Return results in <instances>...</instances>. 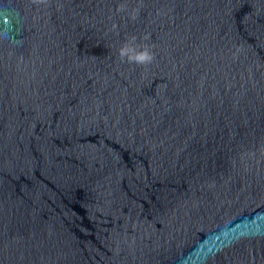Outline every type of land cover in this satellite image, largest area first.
<instances>
[{"label": "water", "instance_id": "1", "mask_svg": "<svg viewBox=\"0 0 264 264\" xmlns=\"http://www.w3.org/2000/svg\"><path fill=\"white\" fill-rule=\"evenodd\" d=\"M0 264H264V0H0Z\"/></svg>", "mask_w": 264, "mask_h": 264}, {"label": "clouds", "instance_id": "2", "mask_svg": "<svg viewBox=\"0 0 264 264\" xmlns=\"http://www.w3.org/2000/svg\"><path fill=\"white\" fill-rule=\"evenodd\" d=\"M122 10V9H121ZM135 41V37L132 38ZM119 57L121 61H126L128 63H134L137 65H148L154 60V54L147 48L137 50V48L125 43L119 49Z\"/></svg>", "mask_w": 264, "mask_h": 264}]
</instances>
